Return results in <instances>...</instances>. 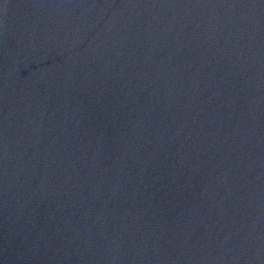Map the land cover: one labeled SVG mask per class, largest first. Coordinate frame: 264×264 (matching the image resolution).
<instances>
[{"label": "water", "instance_id": "obj_1", "mask_svg": "<svg viewBox=\"0 0 264 264\" xmlns=\"http://www.w3.org/2000/svg\"><path fill=\"white\" fill-rule=\"evenodd\" d=\"M0 264H264V0H0Z\"/></svg>", "mask_w": 264, "mask_h": 264}]
</instances>
